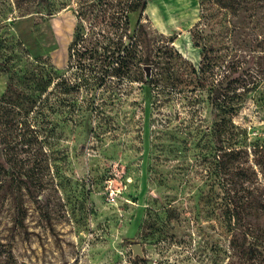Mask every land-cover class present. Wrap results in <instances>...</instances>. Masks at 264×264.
Returning a JSON list of instances; mask_svg holds the SVG:
<instances>
[{
	"label": "rangeland",
	"instance_id": "rangeland-1",
	"mask_svg": "<svg viewBox=\"0 0 264 264\" xmlns=\"http://www.w3.org/2000/svg\"><path fill=\"white\" fill-rule=\"evenodd\" d=\"M39 1L0 0V95L67 73L78 0ZM231 1L236 14L214 0H148L139 49L168 44L198 72L203 46L214 48L217 79L241 85L227 123L237 151L210 155L214 118L199 89H155L150 106L138 81L81 89L51 115L45 152L0 143V164L14 154L43 173L36 194L0 202V264H264V0ZM53 92V103L66 96Z\"/></svg>",
	"mask_w": 264,
	"mask_h": 264
},
{
	"label": "trees",
	"instance_id": "trees-1",
	"mask_svg": "<svg viewBox=\"0 0 264 264\" xmlns=\"http://www.w3.org/2000/svg\"><path fill=\"white\" fill-rule=\"evenodd\" d=\"M45 2L40 0L39 4L45 6ZM214 2L237 13L231 0ZM77 3L76 25L68 49L67 73L56 76H53V72L33 74L35 87L30 91L13 87L10 83L0 95L2 152H18L14 151L16 146L20 145L22 150L29 149L33 144H39L41 152H45L42 137H46L45 133L49 131L51 115L60 113V109L65 107L62 103L73 106L77 102L74 94L79 90L94 92L114 78L142 82L148 106L155 89H168L177 94L185 92L187 88V91L199 89L200 93H206L214 118L211 133L216 151L210 155L220 157L224 153L237 151L235 144L226 143L230 141L227 135L232 136L227 123L238 111L237 99L240 94L237 91L241 85L235 77L227 81L217 79L214 56L209 55L214 50L212 46H203L204 64L198 72L168 44L157 46L154 54L152 48L148 47L147 54L143 55L140 54L139 43L142 35L144 40H149L142 21L148 0H78ZM133 13H137L138 21L132 33L130 16ZM197 34L193 33V37L200 38ZM195 44L199 45L197 41ZM147 66L150 67L149 76ZM183 66L190 68L189 71L182 73ZM51 84H54L53 89L66 95H58L56 103L51 99L54 93L53 89L50 90ZM32 113L34 119L31 122L29 115ZM20 162L14 154H9L4 164H0V202L11 196L16 199L17 191L22 188L30 194L37 193L36 183L43 175L39 169L41 164L35 161V165L28 168H18ZM133 261L136 262V259Z\"/></svg>",
	"mask_w": 264,
	"mask_h": 264
},
{
	"label": "water",
	"instance_id": "water-1",
	"mask_svg": "<svg viewBox=\"0 0 264 264\" xmlns=\"http://www.w3.org/2000/svg\"><path fill=\"white\" fill-rule=\"evenodd\" d=\"M146 71H147V76H149V72H150V67H146ZM132 251H133V258H136L137 256L141 257V258H145V253H144V249L142 244L138 243V242H134L131 245Z\"/></svg>",
	"mask_w": 264,
	"mask_h": 264
}]
</instances>
